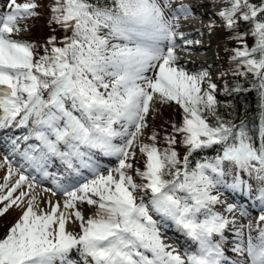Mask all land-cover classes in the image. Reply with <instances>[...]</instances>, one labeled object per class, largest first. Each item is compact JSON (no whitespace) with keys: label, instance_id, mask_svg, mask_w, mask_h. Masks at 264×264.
Listing matches in <instances>:
<instances>
[{"label":"snow or ice","instance_id":"snow-or-ice-1","mask_svg":"<svg viewBox=\"0 0 264 264\" xmlns=\"http://www.w3.org/2000/svg\"><path fill=\"white\" fill-rule=\"evenodd\" d=\"M211 4L220 5L213 15L239 45L232 49V74L252 77L250 88L225 84L221 92L254 90L258 125L226 118L231 111L219 109L233 106L217 99L209 72H190L179 64L178 41L200 43L179 31L181 17L195 18L193 4L53 0L49 23L65 36L62 46L49 37L39 54L35 43L16 34L28 30L23 22L38 17L43 5L9 0V11L0 15V129L14 126L27 134L11 140L12 153L20 157L17 166L7 156L0 163L7 165L0 217L13 207L22 213L0 238V264H229L223 244L229 230L232 252L244 258L236 264H264V0ZM216 26V20L207 25ZM172 102L183 115L179 125L172 124V134H165L167 146L157 147L155 132L148 137L153 143H144L150 112ZM177 144L186 149L182 159ZM135 148L146 157L143 170L134 168ZM213 148L214 157L192 166L194 154ZM99 154L117 158L106 175L94 159ZM55 161L69 181H54L62 203L43 196L49 189L37 193L36 176L25 174L32 170L47 177ZM82 170L92 178L83 177ZM250 181L256 182L260 204L255 223L219 191L250 194ZM237 212L249 217L246 225L237 226ZM168 221L196 251L182 256L165 242L162 227ZM77 222L79 231L69 230Z\"/></svg>","mask_w":264,"mask_h":264},{"label":"bare ground","instance_id":"bare-ground-1","mask_svg":"<svg viewBox=\"0 0 264 264\" xmlns=\"http://www.w3.org/2000/svg\"><path fill=\"white\" fill-rule=\"evenodd\" d=\"M173 7H176L180 3H191L193 4V13L195 18H190L188 20L183 19L181 17L180 23L181 28L179 31L185 34L186 39L191 40L193 42L200 41L199 44L192 43V44H185L183 41H178L179 47L177 48V54L179 55V64L183 67L187 68L191 72H196L199 70H207L210 74L211 81L213 82L214 77V64H213V48L215 41H212V36L208 33L209 28L207 27L208 22L212 21L214 17L213 13L218 10V7H213L211 4V0H172ZM8 12V11H6ZM5 12V13H6ZM1 4H0V15H3ZM192 21L194 24H192ZM196 26V27H193ZM193 27V28H191ZM21 35H25V32H20ZM159 105H156V107ZM150 120V119H149ZM22 131V132H21ZM150 132V131H148ZM27 134V129H21L16 127H9L0 129V163H3L5 157L7 156L9 161L12 163L13 167H16L18 162H20V157L12 153V144L11 140L13 138H19L23 135ZM147 128L144 130V135L141 137V140L144 142L147 136ZM147 141V140H146ZM19 142V140H17ZM119 142V141H115ZM135 147V146H134ZM137 154L139 156L138 148H135ZM141 158V157H140ZM95 161L98 163L99 168L101 171L113 169L117 166L118 161L116 157L105 156L103 154H99L98 156L94 157ZM103 163V166L101 165ZM136 161H133L134 168H136ZM7 171V165L5 167L0 168V174L4 177ZM50 175L47 177H41L39 173H36L32 170L26 172V175H35L37 181H39V186L36 189L37 193H40L42 189H49L48 192L42 193L44 197L51 199L53 202L60 201L62 203L64 197H62L57 188L54 181L58 180L61 183H68L67 174L64 171V168L60 165L59 161H55L51 167L48 169ZM83 177L87 179H91L92 175L88 170H82ZM107 174V171L104 173ZM134 175V172H133ZM18 177H13L15 180ZM227 177H225L226 179ZM246 178V177H244ZM134 179H136L134 175ZM1 182V181H0ZM3 183V182H2ZM253 184V191L250 194H242L238 191H233L230 188H221L223 194L228 197H233L234 201L228 199L229 203H234L240 205L243 209H246L251 212L252 209L256 208L255 212L249 214L252 222L255 223V217L260 211V204L259 201L256 199V182L250 181ZM25 191L28 189L25 187ZM57 191V195L53 196L52 192ZM223 199V198H222ZM247 199V200H246ZM218 210H222V206H216ZM249 209V210H248ZM18 210V213L15 215V219L13 224L17 221L20 217L21 209L13 207L10 209V213H14V211ZM85 212L87 215L91 214V211L88 210L87 206H85ZM237 226L240 224H247L249 217H242L237 212ZM2 225V224H1ZM69 230L72 231H79L78 222L76 225L69 224ZM246 231V230H245ZM162 232L164 233L165 242L171 244L175 247L179 253L183 256L185 253L186 248L185 245L188 246L189 252L196 251L197 245L191 242L184 234L180 233L174 224L171 221L163 223ZM225 240L223 241L224 248H225V255L229 260V264H236L237 260L243 261L244 258L237 256L236 253L232 252V247L234 244V234L231 230L225 232ZM182 248V249H181ZM75 256V253H73Z\"/></svg>","mask_w":264,"mask_h":264},{"label":"rangeland","instance_id":"rangeland-1","mask_svg":"<svg viewBox=\"0 0 264 264\" xmlns=\"http://www.w3.org/2000/svg\"><path fill=\"white\" fill-rule=\"evenodd\" d=\"M24 2H28V0H17V3H24ZM8 3H9V0H0L2 13L9 11ZM40 3L43 5L39 9L41 14L38 17H34V18H31L23 22L24 24L27 25V28H28L27 31H24L25 35H21V33L16 34L17 39L35 43L37 45L38 53L40 52L39 50L40 43L46 41L45 40L46 31L50 29V26H52V24L49 23L51 13L48 9L47 0H40ZM219 6L220 5L218 4L217 7ZM223 29H224L223 26L219 25L218 27H215L210 30L211 32L214 33L215 39H216V41L214 40L215 43H213L214 48L212 51V54H213L212 59H213V64H214L213 70L215 71V69L217 68L218 69L217 73L219 75V77H217L218 81L213 82L217 84L218 86L217 92H220L222 89L221 85L223 84L222 83L223 79L225 81V78H228L230 76V74L225 70L226 68L225 65L227 64V61L229 58L227 56L228 44L224 41L223 36H222V32L224 31ZM210 31L208 33L212 36V33ZM54 36L56 37V35ZM212 41H213V36H212ZM157 108L159 109L157 113L150 112L149 116L147 117V123H148L147 134L148 135L146 136L144 143H149V144L153 143V141L149 140L148 137L151 136L153 132H155L157 133V139L155 143L157 144V147L163 148V147H166V144L163 139L165 135L163 134H171L173 132L172 124L178 123L179 118H180L179 115L182 112V110L179 109L177 111L175 102H172L170 105H166V106L159 105L157 106ZM175 147L181 150L180 145L177 144ZM143 157L144 156L142 154H139L138 161H136L137 163H135L136 167L140 168L141 170L144 169V166L141 163V161L144 159ZM106 171L107 170H105L104 173ZM234 174H235V170H233V175ZM241 175L244 176L243 173ZM226 177H229V176H226ZM0 181H1L0 184H2L3 182L2 174H0ZM136 181L138 183L144 182V181H141L139 177H136ZM219 191L222 194V198L227 203H229L228 198H227L228 196H225L221 190ZM213 194H216V193L214 192ZM17 213H18V210L14 211V213H10V210H9V212L6 215L0 217V238L4 237L8 228L13 224L15 215Z\"/></svg>","mask_w":264,"mask_h":264},{"label":"trees","instance_id":"trees-1","mask_svg":"<svg viewBox=\"0 0 264 264\" xmlns=\"http://www.w3.org/2000/svg\"><path fill=\"white\" fill-rule=\"evenodd\" d=\"M52 2H53V0L48 1V9H49V5ZM256 2H259V0H256ZM245 27L246 26H242L240 31H244ZM53 33L57 36V40H58L57 46H62L59 43V41H61L63 39V37L65 36V32L62 28H60L58 25L53 23L52 26H50V29L46 31V34H45V40L46 41L40 43L39 54H43V47L42 46L46 45L49 37L54 36ZM68 33H67V35H68ZM230 35H231V33L226 31L225 29L222 32L223 39L228 44L227 56L231 62L228 65V68L231 71V78L229 79L227 86L229 87V89H231L236 83H239L243 88H250L249 81L252 79L251 74H249L247 79H245L243 77H239V76H234L232 74L234 69H235V63L231 60V56L233 55L232 49L235 47H238L239 45L237 44V42H235L229 38ZM246 42L249 46H251V45H253L254 40L251 36H248V37H246ZM217 99L219 101H221L222 103H230L233 106V110H225L223 108L219 109V111H221L222 113H226L227 111H231V116H226V118L233 119L235 123H237L241 119H245V120H247L250 127L252 125H258V123H259L258 99H257V94L254 90L253 91H247V92L241 91L239 93H232L231 95H224L223 93H220V95H217ZM176 107H177V111L179 109L182 110L177 104H176ZM174 111H175V109H174ZM182 115H183V110L179 115L180 118H179L178 123H176L177 125H179L182 122ZM163 135H165V134H163ZM176 135H177V140L179 141L180 136H179V134H176ZM253 135L255 136V133H253ZM180 147H181V150L177 149V151L180 154V158H182L181 151L184 149V147L181 145H180ZM216 154L217 153H216L214 148L204 150L203 152L199 153V155L194 154L193 157L190 158L192 160V166L195 165L196 160H198V159L202 160L203 158H209L210 159V158L214 157ZM143 158L144 159L141 161V163L144 166V161L146 158L145 157H143Z\"/></svg>","mask_w":264,"mask_h":264}]
</instances>
